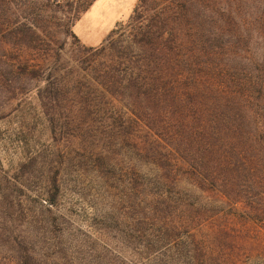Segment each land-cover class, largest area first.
Listing matches in <instances>:
<instances>
[{
  "label": "trees",
  "instance_id": "1",
  "mask_svg": "<svg viewBox=\"0 0 264 264\" xmlns=\"http://www.w3.org/2000/svg\"><path fill=\"white\" fill-rule=\"evenodd\" d=\"M95 1H0V123L36 92L52 136L44 148L26 143L10 170L0 156V239L12 235L16 264H37L34 228L62 260V175L74 164L126 192L129 211L116 219L128 231L102 253L95 246V259L234 264L218 245L234 230L214 222L227 206L248 213L264 189V64L237 52L262 13L245 18L238 0H138L126 23L86 46L72 27ZM153 221L165 249L153 251Z\"/></svg>",
  "mask_w": 264,
  "mask_h": 264
},
{
  "label": "rangeland",
  "instance_id": "2",
  "mask_svg": "<svg viewBox=\"0 0 264 264\" xmlns=\"http://www.w3.org/2000/svg\"><path fill=\"white\" fill-rule=\"evenodd\" d=\"M137 2L138 0H96L86 12L79 16L72 30L82 44L98 46L120 24L128 21ZM235 2L237 6L239 5L238 9L245 18H249L258 9L264 19V0H238ZM249 38L251 40L250 47L244 48L243 45L237 50L238 60L239 57L242 60L254 57L253 62L264 64V24L258 32ZM72 41V39L68 41L69 45ZM245 53L248 55H244ZM51 137L50 127L40 107L37 94L33 92L25 99L21 113L13 117L10 122L0 123V156L4 169L10 170L17 166L23 155L19 153L23 147L26 148V143L33 149L44 148L52 143ZM21 139L26 142L21 143ZM66 168V172L62 175L66 192L61 206L62 213L68 222L63 226L67 234L64 236V246L59 254L62 260L56 258L52 251L47 254L44 252V246L38 238L34 237L36 235L42 238L43 235L34 228L27 229L33 234L31 237L33 243L30 247H34L36 251V260L40 262L37 264H105L106 258L97 257L95 259V256L98 255H94L92 249L94 250L95 246L100 249V246L106 243H116L120 234L128 231V228L119 226L116 219L122 217L123 212L129 211L126 209V205L120 202L122 198H125L126 192L123 188L118 187V181L107 184L99 182L91 174L89 167L85 169L69 164ZM247 204L250 215L242 209L235 211L227 206L225 209L229 215H223L216 221L213 220L216 227H229L234 230L227 233V239L222 243L224 248L218 243L221 250H219L220 257H223L222 260L234 264H264V189L257 196L250 195ZM111 207L115 208L114 213L111 212L113 210ZM236 207L240 208V206ZM131 211L134 210L131 209ZM242 211L245 214H242ZM109 213L112 214L106 219ZM230 214L235 215L237 221L234 222L229 217ZM134 215V213L131 214V216ZM93 218H95L96 229L106 235L101 236L98 231L90 227ZM151 225L148 227V232L153 234L151 237L153 241L151 244L154 245L153 251L165 249L164 230L155 221ZM207 233L206 229L199 234L203 238V235ZM26 234L30 237L28 232ZM7 237L0 239V264H16L18 254L13 249L15 243L12 240V235ZM78 243H85V245L80 246ZM153 253L149 254L148 259L158 258L159 254Z\"/></svg>",
  "mask_w": 264,
  "mask_h": 264
}]
</instances>
